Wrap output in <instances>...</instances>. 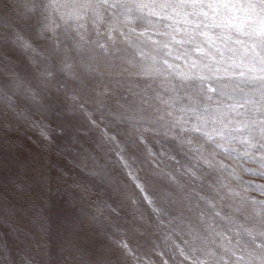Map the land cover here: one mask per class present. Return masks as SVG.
Segmentation results:
<instances>
[{
	"label": "clouds",
	"instance_id": "9594fccd",
	"mask_svg": "<svg viewBox=\"0 0 264 264\" xmlns=\"http://www.w3.org/2000/svg\"><path fill=\"white\" fill-rule=\"evenodd\" d=\"M0 264H264V0H0Z\"/></svg>",
	"mask_w": 264,
	"mask_h": 264
}]
</instances>
